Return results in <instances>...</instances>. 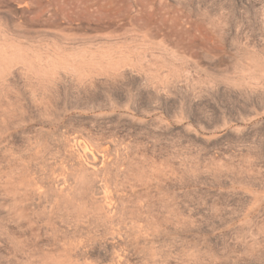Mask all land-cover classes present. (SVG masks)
Here are the masks:
<instances>
[{
  "label": "rangeland",
  "instance_id": "374dc122",
  "mask_svg": "<svg viewBox=\"0 0 264 264\" xmlns=\"http://www.w3.org/2000/svg\"><path fill=\"white\" fill-rule=\"evenodd\" d=\"M0 264H264V0H0Z\"/></svg>",
  "mask_w": 264,
  "mask_h": 264
},
{
  "label": "bare ground",
  "instance_id": "6f19581e",
  "mask_svg": "<svg viewBox=\"0 0 264 264\" xmlns=\"http://www.w3.org/2000/svg\"><path fill=\"white\" fill-rule=\"evenodd\" d=\"M93 189V188H92Z\"/></svg>",
  "mask_w": 264,
  "mask_h": 264
}]
</instances>
